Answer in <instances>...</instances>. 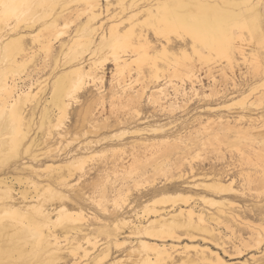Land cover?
I'll return each instance as SVG.
<instances>
[{
  "label": "rangeland",
  "instance_id": "374dc122",
  "mask_svg": "<svg viewBox=\"0 0 264 264\" xmlns=\"http://www.w3.org/2000/svg\"><path fill=\"white\" fill-rule=\"evenodd\" d=\"M100 1L103 14L97 19H90L84 1L59 0L65 12L58 19L55 30L41 27L44 20H39L34 27L25 31L23 29L32 19L31 16L15 15L17 10L13 8L16 5L10 4L6 10L0 5V11H5L0 19V25L6 27L5 33L14 35L18 31L25 32L21 43L24 52L21 55L26 65L25 68L21 66L22 73L20 70L15 73V68L12 67L13 71L9 68L8 54L5 56V52L1 51V68L9 78L15 76L18 92L29 89L37 92L32 102L24 104L26 122L30 121L31 126L19 155L9 158L8 162H3L5 164L0 162V176L5 177L14 189H11L12 196L22 201L23 188L31 191L26 196L35 195V191H32L34 188H30L32 185L28 187V180L27 183L24 181V177H27L43 184L51 183L56 190L67 195L68 198L62 201L48 193L46 200L44 196L41 197L40 200H45L49 208L65 202L70 209L83 210V218L77 221L83 230H73L68 240H64L60 230L63 224H71L69 220L56 222L53 229L61 237L60 245L64 247L65 258L60 264L66 261V264H94L101 254L107 257L102 264L114 260L115 264H137L136 260L140 257L149 255L152 258L154 247L162 241L171 240L169 236L158 237L151 233L138 234L134 231V234V224L141 219L137 218V214H142L144 203L162 192H165L162 196L180 192L182 194L177 197L167 196L164 199L166 202L158 204V207L172 208V212L181 207L193 209L205 215L207 223L210 212L225 208V205L208 201L210 197L218 199L220 195L203 186L204 181L219 177L226 184H232L234 191L225 194L234 202V220L229 225L223 216H220V223L210 220L208 223L214 226V234L191 231L190 236L185 235V231V234L182 233L184 229H177L175 236L180 238L174 242L173 255L179 260L185 254L194 256L197 248H205L220 254L227 264H242L243 261L246 264L263 263L264 234L258 245V239H251L264 227V19L262 32L243 31L242 41L236 44H243L244 54L235 50L231 66L225 58L218 57L201 63L188 47L185 56L180 51H174V56L157 59L155 70L150 59L144 62L139 59L119 75L114 70L115 52L107 49L103 53L105 57L101 59L103 66L97 71L104 75L103 80L98 79L99 75L94 80L88 77L81 89L79 87L72 91L68 97L66 115H61L59 126L52 128L56 116L51 124L46 119L42 123L41 119L44 105L49 100L52 81L63 64L74 56L80 57V52L87 50L83 43L81 46L74 43L75 39L85 41L88 38L83 31L85 25H88L85 26L87 30L93 25L97 27V34L109 33L111 22L126 16L127 12L116 15L122 10L121 4L115 3V0H110L112 5L109 11L105 10L106 0ZM258 2L260 9L264 10V0ZM8 7H12L10 12ZM112 14L116 16L109 19ZM144 29L150 40V57L153 56L152 49H160L161 42L166 43L167 38L177 44L183 38L189 39L183 33L172 32L164 36L156 34L149 27ZM78 50L80 52L75 54ZM134 50L135 47L128 46L120 49L118 55L125 58L134 55L136 58ZM252 50L255 51L251 53ZM88 52L83 53V61L90 56ZM137 53L138 56L142 55L138 50ZM190 57L195 58L194 67L183 66V62H189ZM89 62L85 61L87 68ZM13 66L18 67L17 64ZM190 70L194 72V84H191L188 76ZM32 142L25 153L26 145ZM79 154L86 156L82 159L81 168L76 171L72 167L70 173L64 165ZM24 165L35 166L36 170ZM59 173L65 178L64 185L55 180ZM19 179L23 181L22 184ZM202 196L207 198V202ZM29 197L25 201L33 200ZM5 220L6 223L11 221L4 218L3 222ZM141 221L144 222L143 219ZM85 235H89L93 244L86 243ZM74 237L82 244L85 242L87 256L82 257V250L69 252ZM242 239L251 242L243 245ZM142 240H146L149 246L142 248L140 255L138 251L130 252ZM234 245H240L244 252L237 255L233 251Z\"/></svg>",
  "mask_w": 264,
  "mask_h": 264
},
{
  "label": "bare ground",
  "instance_id": "6f19581e",
  "mask_svg": "<svg viewBox=\"0 0 264 264\" xmlns=\"http://www.w3.org/2000/svg\"><path fill=\"white\" fill-rule=\"evenodd\" d=\"M82 1H84L83 3L87 5L88 11L90 13V19H97L99 16H101V14H103L100 0ZM258 1L259 0H115V3L117 2L118 4H121L120 8L122 10L121 12H117L116 15H122L123 13L127 12L126 16L124 18L121 17V19L112 21V24L109 23L111 24L108 30L109 33L102 32L101 30L102 33L97 34V27L94 28V25L88 30L87 28L85 29L86 25L84 28L82 27L83 31L86 32L85 36H88V38L85 41H83L84 39L81 40L77 38L75 39L74 43L79 44V46H81L80 44L83 43L87 50L85 49L81 52L78 50V52L75 54L80 52L81 56H74L68 62L63 64V68L56 74L54 80L52 81L49 100L47 99L48 101L45 104L46 106L44 105L43 108L41 115L42 123L46 119L48 123L51 124L53 118L56 116L55 120H57V122L54 120L53 127H51L56 128V126H59L60 123H58V121L61 120V115H66L67 107L69 105L68 97L77 89H79L82 83L85 84L84 82L88 77L94 80L95 77L99 75L98 79L103 80L104 75H100L97 73V71H99L103 66L104 62H101V59L102 57H105L103 56V53L106 52L107 49L115 52L114 62L116 69L114 70H116L119 75H122L127 67H130L133 62H138L139 59H141L143 62L150 59L152 61V66L154 65L153 70H155L157 68V59L161 57H170V55L174 56V51H180L183 56H185L188 54V47L191 48L194 55H196L197 60L201 63H208L212 57H218L225 58L227 60V64L231 66L233 64L235 50H239L242 54H244L245 49L243 44H236L237 41H242L243 31L248 30L249 32L252 31L255 33L263 31L262 21L264 19V10L260 9ZM58 2L59 0H0V5L3 8L5 7V10L10 4V6L16 5L17 9L13 8L17 10V14L15 15L28 14L31 16L32 19L30 20L29 18L30 22L25 26V28L23 27V30L25 31L34 27L36 22L39 20H44V23L43 25L41 24V27L49 29L54 28L55 30L58 25V19L62 17L65 12L64 6L60 4L61 2H59V4ZM106 2L105 10L109 11V7H111L112 3L110 0H106ZM123 2H127L128 4L125 5ZM11 8H7L9 12L11 11ZM4 9L2 10L3 12L0 11L1 20L4 17ZM11 14H14V12ZM116 15L112 14L109 19H114ZM3 21L6 22L7 19H3ZM86 27H88V25ZM144 27H149L154 30L156 34L164 36L172 32L183 33L187 35L189 39L187 40L183 38L182 42L177 44L172 42L170 38H167L166 43L161 42L159 46L160 49H152L153 56L150 57V54H148L150 53V40L148 35L145 33L146 30ZM5 28V26L0 25V53L3 51L5 52V56L8 54L7 61L9 60V68L12 71L13 67L15 68V73L18 70L21 72V66L24 65L23 61L25 59H22L21 54L24 48H22L21 43L25 32L23 33L22 30V33L18 31L16 34L11 35L10 33H5ZM81 30L79 29V31ZM14 31H16V29H14ZM262 36H264V34ZM244 40H246L245 37ZM83 45L82 47H84ZM128 46L135 47L136 50H134L133 53L136 52V58H134V55H131L129 58L118 55V51L120 49ZM47 47L48 45L46 44V48ZM137 50L142 53L141 56H138ZM86 51H89L88 56H90L88 59L86 58L83 61L82 59L84 57L82 56L84 52L86 53ZM254 51L255 50H252L251 53ZM86 60H90L91 62H89L88 68L85 66ZM188 61L189 62H183L182 65L192 66L195 58L190 57ZM55 63L58 64V59L56 58ZM13 64H17L18 67L13 66ZM25 67L26 65H24V68ZM140 68L141 67L138 65V69ZM4 71L5 70L2 69L0 65V154L3 153L2 157H0L1 163L8 162L9 158L17 157L19 155L20 147L24 144V140L28 135L27 133L29 132L31 126L30 121L26 122L27 117L24 115V104H26L28 101L32 102L37 94V92H34L31 89L18 92L19 90H17V80L15 76L11 79L5 74ZM188 76L191 79V84H194L195 82L192 79V76H194L193 70L188 71ZM251 125L252 124H250V126ZM228 127L231 128L230 126ZM33 143L34 142L26 145L25 153L29 151L30 146ZM84 157L86 156L80 154L75 157L73 156V158H70V160L67 161V164L65 163V168L68 169L70 173L73 171L72 167L77 171V169L81 168L80 165L84 160ZM24 166L31 168L33 171L36 170L35 166ZM66 176L68 175L66 174ZM69 176L71 175L69 174ZM24 178L23 179L26 181V183L28 180V187L29 184H31L32 187L30 188H34L32 191H35V195L32 193L34 196H30L33 198V200L29 199L30 201H25L29 197L26 195L31 192L29 189L28 191L25 188H23L24 192L21 190V192H23V200L19 201L16 199L11 193V189L13 188L7 183L5 177L0 176V264H60V261L65 258L63 254L64 247L60 245L61 237L58 236V234H56L53 229L60 220H69L71 224H63L60 230V232L63 234L62 236L64 237V240H68L69 234L73 230L78 232L83 230L81 228L82 226L77 222L81 221L83 218V210L70 209L65 202H60L55 207L49 208V206L45 204L47 193L56 197L59 201L68 198L67 195H64L61 191L56 190L55 187L51 185V183L43 184V182H39L31 178ZM55 178L57 183H63V185L65 184V178L60 173ZM203 186L208 190L210 189L211 191L216 192L217 195H220V198L217 199L210 197V200L208 201H212L220 205L222 204L225 205V208H229L227 210L223 208L216 210V212H210V215H208L209 221L212 220L214 223H220V219L222 218L220 216H223L225 220H227V225L232 223L236 216L235 212L232 210V205H234V202L232 199L227 197V194H225L228 191H234L232 184H226L221 178L216 177L211 178L208 182L204 181ZM164 193H159V196H156L153 199L150 198L151 200L144 203L143 208L145 209L142 211V214H137V218L143 219L144 222H142L141 219L138 224L135 222L133 232L135 231L138 234L151 233L152 235H156L158 237L169 236L171 240L167 239L162 241L163 243L154 247V255L152 254V258L149 255L144 258L140 257L138 260H136V263L199 264V262H201L200 264H208L209 262H213L214 264H227L220 254L213 252L214 250H206L205 248H197L196 250L194 249L196 251V253L194 252V256H188L185 254L183 258L179 257V260L175 258L173 252L175 251L174 249L176 244L174 242L180 238L179 236H175L177 229H184L182 233L185 231L186 234H184L190 236L191 231H204L214 234L215 230L214 226H211V224L208 223L209 221L205 223V215L203 216L202 213L198 214L193 209L185 210L183 207H181L178 210L172 212V208L168 210L164 207H158V204L166 202L164 199L168 197H177V195L182 194L177 192L175 195L171 194L169 196L167 195V197L162 196ZM43 196L45 197V200H40L41 197L43 198ZM202 198L207 202V198L205 199L203 196ZM4 218H9L11 221L6 223L5 220V222H3ZM222 221H224V219H222ZM133 223L134 222L132 221V224ZM261 230L262 231H259L256 236L251 239V241H256L258 239L257 245L262 242V239L260 238L263 237L264 227H261ZM84 232L86 231L84 230ZM76 238L74 237L72 240L70 239L71 241L74 240V242H71V245L68 248L70 249L69 252L74 253L82 250L83 256H81H87L88 248L87 246H84L85 242L82 244V242L76 240ZM84 239L86 240V243L93 244L89 235H85ZM167 242L171 243L169 244ZM241 242L243 245L249 243L244 242V239H242ZM146 245L149 246L147 241L142 240L139 246L131 249L130 252H132V250L136 252L138 251L140 255V252L143 250L142 248H144ZM239 247L240 245H234V250L231 249V251L233 250L237 255H241L244 250ZM104 258L105 255H98L93 263L102 264ZM115 263L116 262L114 260L109 264ZM242 264H246V261H243ZM261 264H264V261Z\"/></svg>",
  "mask_w": 264,
  "mask_h": 264
}]
</instances>
